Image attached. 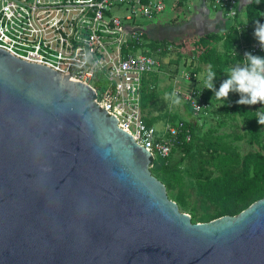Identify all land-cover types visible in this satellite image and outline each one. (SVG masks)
<instances>
[{
  "label": "water",
  "instance_id": "95a60500",
  "mask_svg": "<svg viewBox=\"0 0 264 264\" xmlns=\"http://www.w3.org/2000/svg\"><path fill=\"white\" fill-rule=\"evenodd\" d=\"M95 96L0 48V264H264V197L192 222Z\"/></svg>",
  "mask_w": 264,
  "mask_h": 264
},
{
  "label": "built area",
  "instance_id": "2783aa9c",
  "mask_svg": "<svg viewBox=\"0 0 264 264\" xmlns=\"http://www.w3.org/2000/svg\"><path fill=\"white\" fill-rule=\"evenodd\" d=\"M174 1L0 0V48L88 85L96 95L95 103L107 109L152 158L168 157L179 144L191 140V130L182 120L169 119L157 130L144 119L145 80L153 89L151 76L167 72L157 57L162 48L152 50L147 45L150 35L138 20L161 15ZM209 2L231 21L239 11L240 0ZM262 51L258 40L238 49L242 60L245 52ZM178 76L181 82L191 81L195 73L172 74L171 101L179 98L188 106L190 118L199 120L211 103L203 99L200 89L178 88Z\"/></svg>",
  "mask_w": 264,
  "mask_h": 264
},
{
  "label": "trees",
  "instance_id": "16d2710c",
  "mask_svg": "<svg viewBox=\"0 0 264 264\" xmlns=\"http://www.w3.org/2000/svg\"><path fill=\"white\" fill-rule=\"evenodd\" d=\"M184 1H174V14L163 21L167 20L171 26L178 24ZM238 10L224 31L183 34L173 40L151 39L147 45L152 50L162 48L157 53L158 58L176 51V58L171 62L190 59L189 65L194 61L207 65V72L211 66V70L217 73L214 87L218 90L222 81L227 79L225 74L237 66V60H242V54L238 52L240 44L247 45L257 40L254 36L256 24H264V0H240ZM168 45L173 47L170 51ZM251 54L264 57V50ZM188 71L195 73L191 80L195 83L199 65ZM180 72L176 69L173 74ZM159 77L157 74L151 76L149 81L155 85L153 89L148 88V80H145L142 91V111L149 125H153L156 118L148 117L145 110L156 102ZM194 88L200 89L203 99L211 103L210 110L199 120L190 118L187 105L189 114L185 119L177 117L171 110L163 113V118L173 123L182 120L191 130V140L179 144L168 157L152 158L150 171L164 183L167 194L181 211L190 215L192 222H204L223 215H236L264 197V125L258 124L252 113L257 111L256 108L236 103L240 98L238 93L230 92L221 104L214 98L213 91L204 85ZM207 117L213 118L215 125L201 130ZM236 117L241 119L245 130L233 138L245 139L253 147L245 153L239 152L233 142L219 132L227 119ZM176 154L177 157L174 156Z\"/></svg>",
  "mask_w": 264,
  "mask_h": 264
},
{
  "label": "rangeland",
  "instance_id": "374dc122",
  "mask_svg": "<svg viewBox=\"0 0 264 264\" xmlns=\"http://www.w3.org/2000/svg\"><path fill=\"white\" fill-rule=\"evenodd\" d=\"M169 5H170V2H169ZM170 17H171L170 9L167 7L161 15L155 16L151 19H139L138 23H140V24H142L148 28L149 27L151 28V31H147V33L151 37H153V39L157 40L162 35L167 37V38H174L175 39L176 37H172V36L168 35V33H166V32H168L171 27H174L176 25L178 26V25L182 24V22L189 20L190 12L184 11V13L182 14V17L180 19L181 21H179V23L174 25V26H171L167 20L163 21L164 19H168ZM157 21H159L160 23H156ZM158 26H162V27H166V28H160ZM194 30H195V32L203 31V29H198V30L194 29ZM185 32H183V33L181 32L180 36H182L183 34H189L190 35V33L192 31L190 29H188V27H187L185 29ZM172 48H170V49H172ZM170 49H169V51H170ZM175 52L176 51H173V52L168 53L167 55L159 58L161 60V62L163 63V65H164L163 69L167 72V74H160V77H159L158 82H157V85H158L157 88L158 89H157L156 102L154 104L150 105L145 110L147 113L146 115L148 117L155 116L156 119L154 122V126L156 127L157 130H162L163 125H164V121H165V119L163 118L162 115L165 111L169 110V104L171 101L170 90H171V85L173 84L172 74L176 69H180L183 72V70L188 71V70L193 69L197 65H199V71H198L197 80L195 83H193L192 81H185V82L182 81L181 82V79L178 76V79L180 81L178 82L177 86L181 90H188V89L192 88L193 86L201 88L204 85L205 75L207 72V65L198 64V62H196V61H194L192 63V65H189L190 59H184V58L179 60L178 63L171 62V60H174L176 58ZM186 84H188L189 87L185 86ZM168 100H169V102H168ZM175 101H176L175 107H173L171 109V112L175 113L177 115V117H179V118H183V119H185V117L187 118L188 117V110H187L185 104L179 98L175 99ZM214 125H215L214 119L211 117H207V119H205L203 125L200 128H201V130H204L209 126H214ZM244 130H245V125L243 124L241 119L238 117H236L234 119H227L226 123L219 128V132L224 133L227 136L226 138L231 140L233 142V145L235 146V148L241 153H245L249 149L253 148L252 146H249L247 144L245 139H234L233 138L234 136H239V134H242L244 132ZM174 156L177 157V154ZM167 195L170 197L169 194H167Z\"/></svg>",
  "mask_w": 264,
  "mask_h": 264
},
{
  "label": "clouds",
  "instance_id": "9594fccd",
  "mask_svg": "<svg viewBox=\"0 0 264 264\" xmlns=\"http://www.w3.org/2000/svg\"><path fill=\"white\" fill-rule=\"evenodd\" d=\"M254 36L264 50V24H256ZM233 54L235 55L234 51ZM225 75L227 79L222 81L217 90L214 87L217 73L212 71L210 66L204 88L212 90L214 98L221 101V104L227 100L230 92H235L240 97L236 101L239 105H262L260 109L252 113L255 114L257 123L264 125V57L245 52L243 60H237V66Z\"/></svg>",
  "mask_w": 264,
  "mask_h": 264
},
{
  "label": "crops",
  "instance_id": "0c3cea01",
  "mask_svg": "<svg viewBox=\"0 0 264 264\" xmlns=\"http://www.w3.org/2000/svg\"><path fill=\"white\" fill-rule=\"evenodd\" d=\"M168 8L170 9V13L172 16L174 14V11H175L174 6L171 5ZM184 11L190 12L189 20L182 22V24H180L178 26L176 25L174 27H171L169 29V31L166 32V33H168V35L178 38L181 35L180 33L185 32V29L187 27H188V29H190L192 31L190 34H203V33H207L209 31H214V30L224 31L231 24L230 23L231 20L226 18L220 9L214 8L210 4L209 0H185L183 2L182 10L179 14L180 19L182 17V14L184 13ZM156 23H160V22L157 21ZM158 27L166 28V27H162V26H158ZM194 29H197V30L203 29V31L195 32ZM147 31H151V28L147 27ZM149 38L153 40V37L149 36ZM159 39L173 40L174 38H167V37L162 35L161 37H159ZM185 86L189 87L188 84H186ZM156 99H157V97H156ZM168 102H169V100H168ZM175 103H176V101H173V102L170 101L168 111H170L173 107H175ZM188 114H189V112H188ZM153 117H155V116H153ZM153 125H154V123H153Z\"/></svg>",
  "mask_w": 264,
  "mask_h": 264
}]
</instances>
